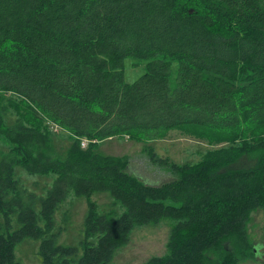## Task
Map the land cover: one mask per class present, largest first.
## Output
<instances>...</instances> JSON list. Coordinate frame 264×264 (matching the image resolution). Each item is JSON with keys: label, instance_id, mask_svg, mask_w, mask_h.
<instances>
[{"label": "trees", "instance_id": "1", "mask_svg": "<svg viewBox=\"0 0 264 264\" xmlns=\"http://www.w3.org/2000/svg\"><path fill=\"white\" fill-rule=\"evenodd\" d=\"M127 58L144 63L133 81ZM47 121L76 134L65 156ZM174 128L226 145L169 164L172 177L152 184L129 156L81 144L148 141ZM0 140L9 148L0 158V264H21L16 247L27 238L40 240L41 264H109L137 225L165 218L174 220L168 252L144 264L256 257L248 220L264 197V0H0ZM17 166L55 175L44 196L24 195ZM95 192L123 211H101ZM71 193L88 203L80 246L53 232Z\"/></svg>", "mask_w": 264, "mask_h": 264}, {"label": "rangeland", "instance_id": "2", "mask_svg": "<svg viewBox=\"0 0 264 264\" xmlns=\"http://www.w3.org/2000/svg\"><path fill=\"white\" fill-rule=\"evenodd\" d=\"M134 60L132 58L126 59L125 70L129 81L137 79L145 71L144 63L136 66ZM6 94L8 97L13 96L11 93ZM15 118L16 113L12 108H9L7 121L12 123ZM47 123L49 130L53 133L54 145L58 152L65 156L72 142L69 138L70 136L76 137V134L55 123L48 121ZM165 133L163 137L148 141H136L127 134L109 137L100 142L97 139L81 137V144L83 141H86L88 145L92 142L99 143L98 151L103 154L129 156L131 159L130 170L152 184H161L172 177L167 168L169 164L194 163L202 160L210 149L226 145L225 142L210 144L206 139L193 136L183 128H174ZM0 152V158L9 152L8 146L1 140ZM152 156L157 159L159 157L163 163H156ZM15 172L24 195L33 194L36 198L45 195L47 189L52 186L55 177V175L29 174L20 166L15 168ZM92 198L97 202L101 211L110 209H116L118 212L123 211L120 205L114 203L108 192H95ZM87 211L86 196L71 193L55 213L53 232L59 243L81 245L84 238V220ZM0 220L3 221L1 212ZM173 225L174 220L167 218L158 224L137 225L131 233L129 242L117 248L109 264H144L151 257L167 254ZM248 241L251 245H255L257 255L248 260L240 261L238 264H264V197L259 208L249 214ZM39 247L40 240L27 238L21 241L16 247V255L21 264H41L42 257L39 253Z\"/></svg>", "mask_w": 264, "mask_h": 264}, {"label": "built area", "instance_id": "3", "mask_svg": "<svg viewBox=\"0 0 264 264\" xmlns=\"http://www.w3.org/2000/svg\"><path fill=\"white\" fill-rule=\"evenodd\" d=\"M56 124V123H55ZM56 125H58V124H56ZM58 126H60V125H58ZM61 127V126H60ZM83 145L82 146H84V147H86L88 144H86V141H83V143H82Z\"/></svg>", "mask_w": 264, "mask_h": 264}]
</instances>
